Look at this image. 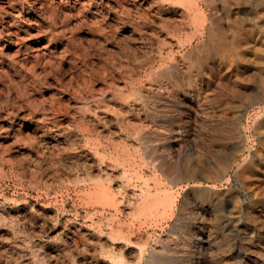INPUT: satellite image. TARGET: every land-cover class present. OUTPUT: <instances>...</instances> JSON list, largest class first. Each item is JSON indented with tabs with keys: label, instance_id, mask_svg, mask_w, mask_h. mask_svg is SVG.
I'll return each instance as SVG.
<instances>
[{
	"label": "rangeland",
	"instance_id": "obj_1",
	"mask_svg": "<svg viewBox=\"0 0 264 264\" xmlns=\"http://www.w3.org/2000/svg\"><path fill=\"white\" fill-rule=\"evenodd\" d=\"M263 4L0 0V264H264Z\"/></svg>",
	"mask_w": 264,
	"mask_h": 264
},
{
	"label": "bare ground",
	"instance_id": "obj_2",
	"mask_svg": "<svg viewBox=\"0 0 264 264\" xmlns=\"http://www.w3.org/2000/svg\"><path fill=\"white\" fill-rule=\"evenodd\" d=\"M152 1H153V0H152ZM240 1H241V0H240ZM253 1H254V0H253ZM261 1H262V0H261ZM150 2H151V1H150ZM204 2H205V1H204ZM235 2H236V1H235ZM257 2H258V1H257ZM179 3H180V2H179ZM198 3H199V2H198ZM202 3H203V2H202ZM220 3H221V2H220ZM245 3H246V2H245ZM149 4H150V3H149ZM151 4H152V3H151ZM151 4H150V5H151ZM234 4H235V3H234ZM261 4H262V3H261ZM150 5H149V6H150ZM154 5H155V4H154ZM172 5H173V4H172ZM238 5H239V4H238ZM245 5H246V4H245ZM263 5H264V4H263ZM175 6H176V5H175ZM190 7H192V6H190ZM193 7H194V6H193ZM193 7H192V8H193ZM203 7H204V6H203ZM157 8H158V7H157ZM186 8H187V7H186ZM247 8H248V7H247ZM167 9H168V8H167ZM175 9H176V8H175ZM205 9H207V8H205ZM205 9H204V10H205ZM202 10H203V9H202ZM204 10H203V11H204ZM158 11H159V10H158ZM193 11H194V9H193ZM193 11H192V12H193ZM258 12H259V11H258ZM242 13H243V12H242ZM256 13H257V12H256ZM146 14H147V13H146ZM189 14H190V13H189ZM205 14H207V13H205ZM235 14H236V13H235ZM239 14L241 15V13H239ZM247 14H248V13H247ZM247 14H246V15H247ZM209 15H210V14H209ZM242 15H243V14H242ZM248 15H249V14H248ZM248 15H247V16H248ZM187 16H188V14H187ZM250 16H251V15H250ZM254 16H255V15H254ZM192 17H193V16H192ZM237 17H238V16H237ZM240 17H241V16H240ZM261 17H262V16H261ZM166 18H167V17H166ZM187 18H188V17H187ZM196 18H197V17H196ZM211 18H212V17H211ZM229 18H231V17H229ZM248 18H250V17H248ZM190 19H191V18H190ZM206 19H208V17H207ZM254 19H255V17H254ZM193 20H194V19H193ZM242 20H243V19H242ZM250 20H251V19H250ZM190 21H191V20H190ZM236 21H237V20H236ZM240 21H241V20H240ZM240 21H239V22H240ZM245 21H246V20H245ZM251 21H252V20H251ZM202 22H203V21H202ZM213 22H214V21H213ZM233 22H234V20H233ZM260 22H263V21L261 20ZM203 23H204V22H203ZM249 23H250V21H249ZM189 24H190V23H189ZM239 24H240V23H239ZM256 24H257V23H256ZM256 24H255V25H256ZM163 25H164V24H163ZM210 25H211V27H212V24H210ZM142 26H143V25H142ZM151 26H152V25H151ZM198 26H199V25H198ZM198 26H196V27H198ZM208 26H209V25H208ZM245 26H246V25H245ZM249 26H251V25H249ZM261 26H263V25H261ZM163 27H164V26H163ZM185 27H186V25H185ZM201 27H202V26H201ZM228 27H229V26H228ZM234 27H235V26H234ZM252 27H253V26H252ZM254 27H256V26H254ZM257 27H258V26H257ZM164 28H166V27H164ZM164 28H163V29H164ZM167 28H168V27H167ZM183 28H184V27H183ZM207 28H208V27H207ZM176 29H177V28H176ZM188 29H189V28H188ZM190 29H191V28H190ZM199 29H200V28H199ZM202 29H203V28H202ZM202 29H200V30H202ZM222 29H223V28H222ZM259 29H261V28H259ZM157 30H159V29H157ZM165 30H166V29H165ZM165 30H164V31H165ZM169 30H170V29H169ZM180 30H181V28H180ZM207 30H208V29H207ZM257 30H258V29H257ZM262 30H263V29H262ZM164 31H163V32H164ZM182 31H183V30H182ZM186 31H187V29H186ZM196 31H197V30H196ZM232 31H233V29H232ZM235 31H236V30H235ZM260 31H261V30H260ZM156 32H157V31H156ZM168 32H170V31H168ZM179 32H180V31H179ZM199 32H200V31H199ZM212 32H213V31H212ZM212 32H211V34H212ZM227 32H228V31H227ZM161 33H162V32H161ZM174 33H175V32H174ZM174 33H173V34H174ZM205 33H206V32H205ZM228 33H229V32H228ZM171 34H172V32H171ZM175 34H176V33H175ZM183 34H184V33H183ZM189 34H190V33H189ZM192 34H193V33H192ZM192 34H190V35H192ZM198 34H199V33H198ZM198 34H197V35H198ZM240 34H242V32H241ZM176 35H177V34H176ZM181 35H182V34H181ZM186 35H187V33H186ZM186 35H185V36H186ZM202 35H203V33H202ZM219 35H220V34H219ZM237 35H238V33H237ZM163 36H164V35H163ZM192 36H193V35H192ZM230 36H231V35H230ZM233 36H234V35H233ZM169 37H170V35H169ZM188 37H189V35H188ZM188 37H187V39H188ZM196 37H198V36H196ZM196 37H195V38H196ZM199 37H200V36H199ZM172 38H173V37H172ZM184 38H185V37H184ZM189 38H190V37H189ZM195 38H194L193 40H195ZM201 38H202V37H201ZM208 38H209V37H208ZM176 39H178V38L176 37ZM180 39H181V38H180ZM180 39H178V41H181ZM196 39H198V38H196ZM204 39H205V38H204ZM220 39H221V38H220ZM231 39H232V38H231ZM231 39H230V40H231ZM260 39H261L262 42L264 41V30H263V32H261V34H260ZM161 40H162V39H161ZM166 40H167V39H166ZM170 40H171V39H170ZM207 40H208V39H207ZM217 40H218V39H217ZM168 41H169V40H168ZM178 41H177V42H178ZM199 41H200V40H199ZM225 41H226V40H225ZM162 42H164V41H162ZM192 42H193V41H192ZM232 42H233V40H232ZM184 43H187V41L184 42ZM210 43H211V42H210ZM229 43H230V42H229ZM233 43H234V42H233ZM194 44H195V43H194ZM252 44H253V43H252ZM159 45H160V44H159ZM163 45H165V44H163ZM190 45H192V44H190ZM202 45H204V44H202ZM212 45H213V42H212ZM152 46H153V45H152ZM169 46H170V45H169ZM233 46H234V45H233ZM245 46H246V45H245ZM175 47L177 48V46H175ZM178 47H179V46H178ZM195 47H196V46H195ZM200 47H202V46H200ZM235 47H236V46H235ZM170 48H171V47H170ZM187 48H190V47H187ZM191 48H192V47H191ZM209 48H210V47H209ZM246 48H247V47H246ZM174 49H175V48H174ZM180 49H182V48L180 47ZM196 49H197V48H196ZM199 49H200V48H199ZM202 49H204V48L202 47ZM252 49H253V48H252ZM152 50H153V49H152ZM175 50H177V49H175ZM255 50H256V49H255ZM184 51H185V50H184ZM198 51H199V50H198ZM205 51H206V50H205ZM205 51H204V52H205ZM208 51H209V50H208ZM252 51H253V50H252ZM153 52H155V51H153ZM168 52H169V51H168ZM177 52H178V51H177ZM194 52H195V51H194ZM155 53H156V52H155ZM164 53H165V52H164ZM169 53H171V52H169ZM183 53H184V52H183ZM222 53H223V52H222ZM189 54H190V53H189ZM228 54H229V53H228ZM236 54H237V52H236ZM262 54H263V53H262ZM156 55H157V54H156ZM159 55H160V54H159ZM168 55H169V54H168ZM171 55H173V54H171ZM187 55H188V54H187ZM252 55H253V54H252ZM199 56H200V55H199ZM159 57H160V56H159ZM219 57H220V56H219ZM252 57H253V56H252ZM156 58H157V57H156ZM231 58H232V57H231ZM161 59H162V58H161ZM188 59H189V58H188ZM205 59H206V58H205ZM233 59H234V58H233ZM183 60H184V59H183ZM190 60H191V59H190ZM235 60H236V59H235ZM157 61H158V60H157ZM259 61H260V60H259ZM201 62H202V61H201ZM204 62H205V61H204ZM228 62H229V61H228ZM240 62H241V61H240ZM141 63H142V62H141ZM154 63H155V62H154ZM161 63H164V62H161ZM253 63H254V62H253ZM150 64H151V63H150ZM169 64H170V63H169ZM199 64H200V63H199ZM144 65H145V64H144ZM148 65H149V63H148ZM163 66H164V64H163ZM169 66H170V65H169ZM199 66H200V65H199ZM141 67H142V66H141ZM197 67H198V66H197ZM192 68H193V67H192ZM164 69H165V67H164ZM164 69H162V70H163V73H165V72H164ZM182 71H183V69H182ZM199 71H200V70H199ZM216 71H217V70H216ZM201 72H202V71H201ZM243 72H244V71H243ZM258 72H260V71H258ZM157 73H158V72H157ZM148 74H149V73H148ZM159 74H160V73H159ZM262 74H263V73H262ZM187 75H188V74H187ZM208 75H209V74H208ZM158 76H159V75H158ZM156 77H157V76H156ZM160 78H161V77H160ZM257 79H258V78H257ZM263 81H264V80H263ZM235 82H236V81H235ZM259 82H260V81H259ZM261 82H262V81H261ZM164 83H165V82H164ZM234 86H235V84H234ZM210 87H211V86H210ZM213 87H214V86H213ZM197 88H198V87H197ZM239 88H240V87H239ZM236 89H237V88H236ZM179 91H180V90H179ZM177 92H178V91H177ZM240 92H241V91H240ZM138 93H139V92H138ZM170 93H171V92H170ZM141 94H142V93H141ZM154 96H155V95H154ZM150 98H151V97H150ZM138 99H139V98H138ZM178 100H179V99H178ZM244 101H245V100H244ZM232 102H233V101H232ZM253 102H254V101H253ZM260 102H261V101H260ZM159 103H160V102H159ZM174 103H175V102H174ZM255 105H256V104H255ZM260 105H261V104H260ZM262 106H263V105H262ZM151 109H152V108H151ZM257 109H258V108H257ZM259 110H260V109H259ZM263 110H264V109H263ZM253 111H255V110H253ZM151 114H152V113H151ZM161 114H162V113H161ZM255 114H256V113H255ZM255 114H254V115H255ZM252 115H253V114H252ZM260 115H261V114H260ZM260 115H259V116H260ZM263 115H264V114H263ZM102 116H103V115H102ZM162 116H163V115H162ZM261 117H262V116H261ZM255 119H256V117H255ZM258 119H260V118H258ZM258 119H257V120H258ZM261 120H262V119H261ZM252 122H253V121H252ZM252 122H251V123H252ZM240 123H242V122H240ZM246 123H247V122H246ZM253 123H254V122H253ZM243 125H244V124H243ZM260 125H261V123H260ZM260 125H259V126H260ZM261 126H262V125H261ZM236 127H237V126H236ZM253 127H254V125H253ZM237 128H238V127H237ZM260 128H262V127H260ZM243 129H244V127H243ZM251 129H252V128H251ZM262 129H263V128H262ZM244 131H245V130H244ZM244 131H243V132H244ZM155 132H156V130H155ZM232 133H233V132H232ZM241 133H242V132H241ZM252 133H253V132H252ZM160 134H161V133H160ZM255 134H256V133H255ZM245 135H247V133H245ZM183 137H184V136H183ZM246 137H247V136H246ZM252 137H253V136H252ZM247 138H248V137H247ZM250 138H251V136H250ZM143 139H144V138H143ZM145 139H146V138H145ZM161 140H162V139H161ZM248 140H249V139H248ZM234 141H235V140H234ZM263 141H264V140H263ZM259 142H260V141H259ZM243 144H244V143H243ZM246 144H247V143H246ZM258 144H259V143H258ZM261 144H262V141H261ZM261 144H260V145H261ZM240 145H242V144H240ZM240 145H239V146H240ZM249 145H250V144H249ZM249 145H248V146H249ZM262 145H264V144H262ZM252 146H254V145H252ZM258 146H259V145H258ZM246 147H247V146H246ZM237 148L240 149V147H237ZM247 148H248V147H247ZM239 149H238V150H239ZM249 149H250V147H249ZM258 149H259V148H258ZM235 150H236V149H235ZM247 150H248V149H247ZM259 150H260V149H259ZM231 151H232V150H231ZM254 152H255V151H254ZM254 152H253V153H254ZM235 153H236V152H235ZM237 153H238V152H237ZM245 153H246V152H245ZM245 153H244V154H245ZM251 153H252V152H251ZM253 153H252V154H253ZM252 154H251V155H252ZM249 155H250V154H249ZM254 155H255V154H254ZM228 156H229V155H228ZM246 156H247V155H246ZM252 156H253V155H252ZM236 158H237V156H236ZM243 158H244V157H243ZM254 159H255V158H254ZM260 159H261V158H260ZM233 160H234V158H233ZM238 160H239V159H238ZM238 160H237V161H238ZM240 160H241V159H240ZM242 161H244V160H242ZM250 161H251V160H250ZM229 162H230V161H229ZM231 162H232V161H231ZM235 162H236V160H235ZM239 162H240V161H239ZM242 163H243V162H242ZM242 163H241V164H242ZM252 163H253V162H252ZM233 164H235V163L233 162ZM225 165H226V164H225ZM231 166H232V165H231ZM239 167H240V166H239ZM241 167H242V166H241ZM231 168H232V167H230V169H231ZM235 169H237V168H235ZM174 170H175V169H174ZM227 170H228V169H227ZM235 171H236V170H235ZM95 172H96V171H95ZM241 172H242V171H241ZM227 173H228V172H227ZM239 173H240V172H239ZM242 173H243V172H242ZM244 173H245V172H244ZM237 175H238V174H237ZM178 176H179V175H178ZM220 176H221V175H220ZM172 177H173V176H172ZM246 177H247V176H246ZM255 177H256V176H255ZM241 178H242V177H241ZM253 178H254V177H253ZM182 179H183V178H182ZM221 179H222V178H221ZM179 180H180V179H179ZM261 180H262V179H261ZM238 181H239V180H238ZM242 181H243V180H242ZM257 182H258V181H257ZM255 183H256V182H255ZM255 183L253 182V184H255ZM184 184H185V183H184ZM261 184H262V183H261ZM243 185H244V184H243ZM247 185H248V184H247ZM249 185H250V184H249ZM249 185H248V186H249ZM195 186H196V185H195ZM251 186H253V185H251ZM257 187H258V186H257ZM97 191H101V190L99 189V190H97ZM98 194H99V193H98ZM145 198H146V197H145ZM145 200H146V199H145ZM162 263H163V262H162Z\"/></svg>",
	"mask_w": 264,
	"mask_h": 264
}]
</instances>
